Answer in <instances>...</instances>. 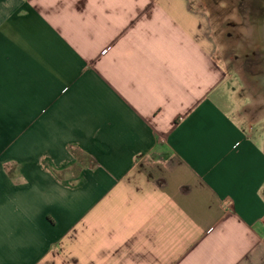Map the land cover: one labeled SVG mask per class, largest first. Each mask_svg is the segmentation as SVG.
Masks as SVG:
<instances>
[{
  "label": "crops",
  "instance_id": "obj_1",
  "mask_svg": "<svg viewBox=\"0 0 264 264\" xmlns=\"http://www.w3.org/2000/svg\"><path fill=\"white\" fill-rule=\"evenodd\" d=\"M204 2L0 0V232L22 235L19 264H264V126Z\"/></svg>",
  "mask_w": 264,
  "mask_h": 264
},
{
  "label": "rangeland",
  "instance_id": "obj_2",
  "mask_svg": "<svg viewBox=\"0 0 264 264\" xmlns=\"http://www.w3.org/2000/svg\"><path fill=\"white\" fill-rule=\"evenodd\" d=\"M205 2L202 7L215 22L218 48L214 56L234 84L232 92L243 101L239 111L258 129L264 126V0ZM261 134L264 141V128ZM21 237L13 229L0 232L4 246L0 264L20 263L14 256L23 248L18 244Z\"/></svg>",
  "mask_w": 264,
  "mask_h": 264
}]
</instances>
